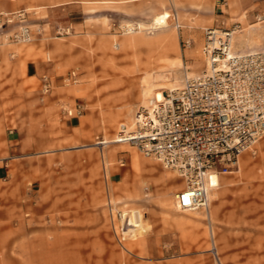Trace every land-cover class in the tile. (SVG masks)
Wrapping results in <instances>:
<instances>
[{"label": "rangeland", "instance_id": "obj_1", "mask_svg": "<svg viewBox=\"0 0 264 264\" xmlns=\"http://www.w3.org/2000/svg\"><path fill=\"white\" fill-rule=\"evenodd\" d=\"M154 8L170 12L158 27L169 37L117 50L124 24L161 33ZM262 15L264 0H0V264H264V137L210 189L211 222L204 206H175L177 172L129 142L99 143L143 107L147 73L183 86L209 68V30L259 29L250 50L264 48ZM22 25L31 39L15 41ZM130 211L142 233L124 231Z\"/></svg>", "mask_w": 264, "mask_h": 264}, {"label": "built area", "instance_id": "obj_2", "mask_svg": "<svg viewBox=\"0 0 264 264\" xmlns=\"http://www.w3.org/2000/svg\"><path fill=\"white\" fill-rule=\"evenodd\" d=\"M31 36V28L22 25L13 39L27 41ZM225 38L219 37L216 46L208 39L203 47L211 66H219L165 91L151 110L139 108L134 131L121 124L117 133L184 177L176 198L179 209L205 206L211 176L237 171L241 155L254 154L264 137V48L228 54ZM44 80L47 92L50 82ZM80 111L77 106L75 113Z\"/></svg>", "mask_w": 264, "mask_h": 264}, {"label": "bare ground", "instance_id": "obj_3", "mask_svg": "<svg viewBox=\"0 0 264 264\" xmlns=\"http://www.w3.org/2000/svg\"><path fill=\"white\" fill-rule=\"evenodd\" d=\"M171 14L169 11H163L159 17H157L156 19H154V22L152 23L151 25V28L152 29H156L155 32H163L164 33V30H166L165 28L166 27H161V28H158L159 25L161 23L164 22L165 18L169 17ZM176 27V25L174 26ZM176 29V28H175ZM139 30H142L141 28V24L140 23H131V24H124V31H123V34H131V33H135ZM208 33H210V35L207 37V39L211 40V43L214 44V46L217 45L218 41H219V37L221 36H226V48H225V51L228 53V54H232L234 52V50L236 49L235 45H236V42H234V39L236 37V35H233V32L231 31H219L217 29H212L210 31H208ZM238 38H240L239 36H237ZM258 49V48H257ZM254 50V49H252ZM248 51V49L246 50ZM246 51H243V52H246ZM250 51V49H249ZM177 64L181 67H185L183 61H181L180 59H178L177 61ZM208 65H209V68L208 70L211 69L212 66H216L219 64H213L211 66V63L210 61L208 60ZM200 74V73H199ZM197 74V75H199ZM189 78V77H187ZM186 78V79H187ZM171 81V80H170ZM142 104L141 106L145 107V108H148L149 110H151V108L153 107L154 104H156L158 101H162L163 100V91L164 89H168V90H176V89H179L181 88V86H175L176 84L172 85L171 82H163V83H155L151 80L150 78V75L148 74L146 77L143 78L142 80ZM121 114H116L113 116L112 118V122L114 121H117L118 118L120 117ZM135 116H136V113H134V117H132V119H129L130 122H128V124H126V131L127 132H132L134 131V127H135ZM121 125V124H120ZM125 125V124H124ZM128 135H132V133H128ZM127 142V141H122V139H120V137L118 135H116V138H112V139H105V140H102L100 141L99 143H109V142ZM107 160L108 159H105L104 162L107 163ZM106 169V167H105ZM218 177V176H217ZM217 177L215 176H211L210 178V182L208 183V187L211 189V188H215L218 184H219V180L217 181ZM210 189L208 190V193H207V201H206V204L204 207H206V211H207V217L209 219V222H211V219H212V211L209 209V207H207L208 204H210L213 196L215 193H212L209 197V191ZM175 196V206L177 208L178 207V204H177V193L174 194ZM194 209H197V208H194ZM182 210H190V209H182ZM193 210V209H192ZM135 221H131V223L128 224L127 228H124V231L127 232V233H130L132 235H134L136 232H138L137 229H135ZM211 227V226H210ZM211 230V229H210ZM134 237V236H133Z\"/></svg>", "mask_w": 264, "mask_h": 264}, {"label": "crops", "instance_id": "obj_4", "mask_svg": "<svg viewBox=\"0 0 264 264\" xmlns=\"http://www.w3.org/2000/svg\"><path fill=\"white\" fill-rule=\"evenodd\" d=\"M154 10H155V13L153 14L154 16L156 14L162 13L163 11H168L166 9H163L161 11H158L155 8H154ZM259 31H260L259 29L257 31V29L252 28V29H247L244 32H241L240 34H236V37L237 36L240 37L239 40L236 41V47H237L236 49L239 50V51H241V52L246 51L247 49H250V46L254 44V42H255L254 38L256 39V36H258L256 34H259ZM171 33L172 32L170 31V29H166V30H164V33L163 32H161V33H155L154 35L157 36V37H155L153 39H150V37H147L146 35H143L142 32H139L137 34L131 33V34H126V36L123 37L119 41H114L113 44H114V47L117 50H120L122 48L124 49L125 47H133V46H137L139 44H146V43L148 44V43H150V42H152V41H154L156 39L166 40ZM260 34L262 35V33H260ZM174 59L175 60H173V61H177L178 59H180L181 61H183V57L182 56H176V57H174ZM47 60H49V59H47ZM183 63H184V61H183ZM47 65L48 64L41 65V68H40L41 71H42V76L41 77H46V78L47 77H50V74L47 73L48 71H51L53 74L56 72V65L55 64H53L52 66H47ZM184 65H185V63H184ZM185 68H186V66H185ZM148 74L150 75L151 80L154 82L155 80L153 78V75L151 73H147V75ZM147 75H145L144 77H146ZM143 78H142V80H143ZM166 78L167 77L165 76V77H163L159 81L165 80ZM47 80L50 82V86H49V89H50V87H51V81L49 80V78H47ZM142 80H141V84H139V96H138L139 101H140V98H141V90H140V88L142 86ZM155 82H158V81H155ZM42 90H43V84H42ZM125 107H127V104L124 106V108ZM121 109H123V108H121ZM122 113H124V111L121 112V110H120L119 112L115 113V115L116 114H122ZM129 119H132V117H130ZM128 121L130 122V120H128ZM111 122H112V119H111ZM70 124L71 125H76L77 123L76 122H73L71 120L70 121ZM115 145L118 146V147H116V150L113 148ZM106 147H107L106 148V154L108 155L109 159L112 158L113 156H115V154H117V152L119 151V149L122 148V146L120 144H112L110 146L109 145H106ZM132 162H133V165L135 166L138 163L140 164V159L138 157H136V155L134 154V155H132ZM163 179H165V178H163ZM218 180H219V176L217 177V181ZM211 194L212 193H209V197H210ZM135 210H138V212H140L139 209H134V211ZM135 219H136V214L135 213L133 214L130 211L129 216H128V222L133 221V220L135 221ZM136 226H137V224L135 222V226L134 227H135V229L138 230L139 233H142L144 231V229H145L141 225H139V227H137V228H136Z\"/></svg>", "mask_w": 264, "mask_h": 264}]
</instances>
